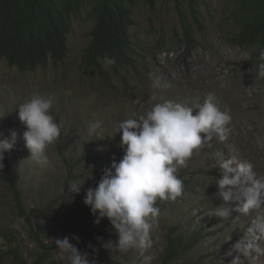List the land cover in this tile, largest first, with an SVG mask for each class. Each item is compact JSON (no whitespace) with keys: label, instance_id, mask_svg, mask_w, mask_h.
Segmentation results:
<instances>
[{"label":"rangeland","instance_id":"obj_1","mask_svg":"<svg viewBox=\"0 0 264 264\" xmlns=\"http://www.w3.org/2000/svg\"><path fill=\"white\" fill-rule=\"evenodd\" d=\"M197 14L199 25L189 29L186 0H157L153 9L140 2L132 10L130 29L134 71L86 62L93 26L86 16L72 24L62 61H49L33 72H20L0 61V116H4L0 132L17 133L5 158L28 217L39 223L32 234L17 214L0 170V264H16L8 253L14 249L23 264H35L43 253L41 246L50 250L47 264H69L55 239L67 236L74 244L72 237L80 228L95 225L96 217L83 200L112 159L118 162L124 155L121 134H115L117 125L146 115L165 100L193 107L195 115V107L209 92L214 93L217 107L230 115V131L225 141L214 137L178 170L183 182L180 197L157 200L160 215L150 233L152 247L141 255L136 249L122 252L106 245L118 239L113 229L111 237L87 248V256L90 264H145L146 256L151 257L149 264H162L166 237L174 234L182 235L190 247L171 264H237L235 257L239 264H264V253L245 256L233 247L264 209L249 215L234 211L227 220L214 215L215 208L225 204L216 195L219 153L236 162L251 161L264 175V78L258 77L259 68L253 64L257 46L232 42L239 31L237 0H207ZM156 77L160 88L152 87ZM37 94L52 101L51 112L61 126L60 137L47 149L46 167L29 157L22 138L26 129L17 115L18 106ZM95 120L103 122L100 134L89 136L88 123ZM83 179L79 194L69 191L72 183ZM258 243L264 249V240Z\"/></svg>","mask_w":264,"mask_h":264},{"label":"clouds","instance_id":"obj_2","mask_svg":"<svg viewBox=\"0 0 264 264\" xmlns=\"http://www.w3.org/2000/svg\"><path fill=\"white\" fill-rule=\"evenodd\" d=\"M260 59L264 61V52ZM102 62L110 68L116 60L105 55ZM258 68V77L264 78V63ZM152 87H162L158 77L153 79ZM214 101V93L209 92L203 103L195 107L198 111L194 115L193 107L165 100L155 104L146 115L117 125L115 134H121L120 147L124 155L118 162L112 159L110 167L102 170L97 186L88 188L83 200L96 217L93 223L99 224L107 218L117 234L115 244L109 241L106 245L111 244L122 252L136 249L141 255L152 247L150 233L160 215L157 200L175 201L180 197L183 182L177 175L178 170L186 167L194 152L214 137L220 142L227 139L231 117ZM17 109L18 119L26 129L22 138L29 157L39 166L46 167L49 164L47 149L61 134V126L51 112L52 101L37 94ZM102 123L90 121L88 135L98 136ZM16 139L14 130H9L7 136L0 132V170L4 168V153L14 147ZM218 155L221 174L215 180L216 195L225 204L216 207L214 215L227 220L234 211L249 215L254 210L264 209V175L257 173L251 161L236 162L225 159L222 153ZM83 183L84 179L72 183L69 191L79 194ZM72 239L78 241L79 237ZM261 240H264V214L252 219L246 237L239 239L233 247L245 256H250L253 251L264 253L258 243ZM55 245L69 264H90L87 254H81L69 237L55 239ZM144 259L145 264H149L151 257ZM239 259L233 260L239 264Z\"/></svg>","mask_w":264,"mask_h":264},{"label":"trees","instance_id":"obj_3","mask_svg":"<svg viewBox=\"0 0 264 264\" xmlns=\"http://www.w3.org/2000/svg\"><path fill=\"white\" fill-rule=\"evenodd\" d=\"M177 2V0H172ZM143 2L151 9L157 0H0V61L20 72H33L46 66L49 61H62L67 53V41L72 24L83 16L93 22L91 42L86 50L87 63L103 61L105 55L114 57L115 69L128 67L135 70L130 29L134 23L132 10ZM192 22L199 25L197 10L206 7L207 0H186ZM240 14L235 16L239 28L232 42L238 46H257L253 56L257 67L264 63L260 54L264 52V0H237ZM185 31L187 28H185ZM97 63V64H96ZM4 153V179L13 194L15 207L20 219L35 233L39 227L32 223L26 213L20 193L11 176L10 165ZM113 227L107 218L99 224L80 228L74 241L81 254L99 239L112 236ZM36 239V238H35ZM39 242V240H37ZM43 253L35 264H47L50 250L41 246ZM188 246L182 235L170 234L166 237V249L162 264H171ZM16 264H23L16 249L9 250Z\"/></svg>","mask_w":264,"mask_h":264}]
</instances>
